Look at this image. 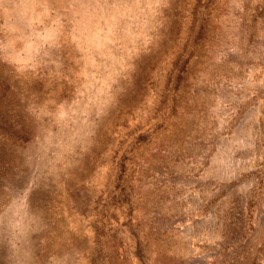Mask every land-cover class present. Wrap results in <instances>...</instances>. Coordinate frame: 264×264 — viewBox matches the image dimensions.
I'll use <instances>...</instances> for the list:
<instances>
[{"label": "rangeland", "instance_id": "obj_1", "mask_svg": "<svg viewBox=\"0 0 264 264\" xmlns=\"http://www.w3.org/2000/svg\"><path fill=\"white\" fill-rule=\"evenodd\" d=\"M0 264H264V0H0Z\"/></svg>", "mask_w": 264, "mask_h": 264}]
</instances>
